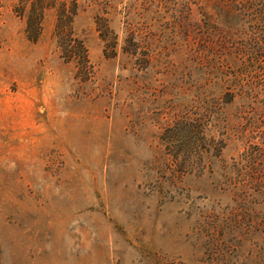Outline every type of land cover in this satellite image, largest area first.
I'll return each instance as SVG.
<instances>
[{
    "label": "rangeland",
    "instance_id": "obj_1",
    "mask_svg": "<svg viewBox=\"0 0 264 264\" xmlns=\"http://www.w3.org/2000/svg\"><path fill=\"white\" fill-rule=\"evenodd\" d=\"M42 1L33 28V0H0V264H264V233L226 191L244 145L218 150L237 105L193 106L218 96L181 33L202 1Z\"/></svg>",
    "mask_w": 264,
    "mask_h": 264
},
{
    "label": "trees",
    "instance_id": "obj_2",
    "mask_svg": "<svg viewBox=\"0 0 264 264\" xmlns=\"http://www.w3.org/2000/svg\"><path fill=\"white\" fill-rule=\"evenodd\" d=\"M201 1L204 16H194L193 8L189 7L181 33L189 44L190 67L198 77L196 84L203 83L200 88L211 86L218 96L201 92L202 100L194 99L193 106L198 103L202 118L206 119L215 110L224 115L225 105H237L236 113H226L222 118L225 139L221 140L223 144L218 150L221 153L228 145L224 140L244 145L245 150L240 159L231 164L230 171L236 176L227 179L226 191L237 197L240 204L248 205L251 226L264 233V217L257 212L264 205V0ZM29 2L19 0V10L24 12ZM33 5L27 22L35 28L39 22L35 12L46 5L42 0H33ZM71 18L64 9L57 30L64 34ZM137 32L132 29L127 40L133 55L142 49ZM174 35L178 37L179 32ZM147 39L143 41L150 46ZM146 49L147 53L137 60L150 64L154 58L150 52L155 50ZM191 127L189 132L192 133ZM209 130L201 127L205 139Z\"/></svg>",
    "mask_w": 264,
    "mask_h": 264
}]
</instances>
